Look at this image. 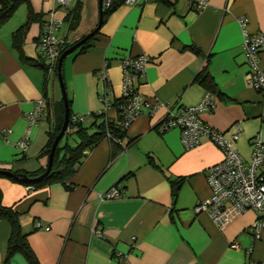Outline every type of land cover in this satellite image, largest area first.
Instances as JSON below:
<instances>
[{
    "label": "crops",
    "instance_id": "0c3cea01",
    "mask_svg": "<svg viewBox=\"0 0 264 264\" xmlns=\"http://www.w3.org/2000/svg\"><path fill=\"white\" fill-rule=\"evenodd\" d=\"M81 1L74 30L67 17L77 2L66 8L57 0H30L22 14L20 6V14L0 29V169H47L45 149L63 98L58 75L49 78L37 66L46 63L40 60L38 43L52 20L62 22L55 34L64 45L97 29L100 0ZM30 9L37 18L22 49L33 62L24 63L13 48V34L26 24ZM243 16L249 34L264 33V0H208L199 13L184 0L122 4L106 17L87 52L64 60L71 112L84 117L83 127L90 134L104 119L115 124L120 119L125 57L149 58L136 88L142 99L163 107L152 113L143 106L122 141L105 138L86 150L66 184L35 189L0 178L2 206L20 214L40 264H264V229L259 241L250 230L257 213L248 211L220 229L207 213L195 211L210 196L205 173L223 160L221 150L207 137L186 149L178 128L164 133L157 129L168 110L200 103L208 89L197 78L207 67L215 84V107L200 114V120L227 135L240 125L235 149L250 161L252 140L264 138V88L254 89L247 82L238 22ZM260 67L264 72V49ZM103 69L109 76L108 104L101 101L108 89L101 79ZM40 100L49 114L29 130L28 114ZM27 133L29 145L23 151L18 144ZM70 138L62 144H71ZM114 188L121 192L119 198L100 199ZM11 232L10 223L0 220V264H29L20 253L7 261ZM233 243L239 247L232 248Z\"/></svg>",
    "mask_w": 264,
    "mask_h": 264
},
{
    "label": "built area",
    "instance_id": "2783aa9c",
    "mask_svg": "<svg viewBox=\"0 0 264 264\" xmlns=\"http://www.w3.org/2000/svg\"><path fill=\"white\" fill-rule=\"evenodd\" d=\"M79 0H57L61 7H70L72 3ZM113 0H103V8L106 10L112 5ZM147 0H125L126 6H137ZM191 10L199 13L207 5L208 0H184ZM239 25L243 32L242 48L246 57L249 69L247 82L254 89L264 88V72L260 67L261 54L264 49V33L256 35L247 31L248 18L240 17ZM62 22L52 20L43 27L39 39L38 49L40 57L46 61L49 78L56 76L60 52L64 46V41L59 39L57 31ZM149 58L140 56L137 58L128 56L121 61L123 71L122 101L120 124L127 129L134 119L139 115L143 106L155 113L163 106L157 102L152 103L142 99L136 85L138 79L144 74ZM101 79L108 86L107 92L102 96L101 101L108 104L107 94L110 92L109 76L106 69L101 71ZM215 107V95L207 91L197 105L181 107L176 110H168L164 119L158 124L157 129L164 133L174 128H178L181 133V142L186 149L197 147L203 137H207L223 153V160L210 167L206 173V181L210 188L209 198L202 200L196 206V213H207L213 222L224 229L238 217L248 211L258 214V218L251 226V234L254 241H259L264 229V138L260 135L252 140V156L250 161L245 162L238 151L235 143L241 136V127L236 125L235 132L229 135L216 131L204 124L200 120V114L212 111ZM49 110L43 100L38 101L34 110L28 114L29 130L37 125L41 119L48 116ZM84 117L74 116V122H83ZM10 130H5L4 134L9 135ZM29 133L19 142L18 146L26 151L29 145ZM121 196L117 189H111L106 194L101 195V200L115 199ZM37 228L41 229V223H37ZM49 230V227L46 228ZM232 248L237 249L239 245L233 243ZM252 251H249L251 254ZM249 264H259L255 261Z\"/></svg>",
    "mask_w": 264,
    "mask_h": 264
},
{
    "label": "trees",
    "instance_id": "16d2710c",
    "mask_svg": "<svg viewBox=\"0 0 264 264\" xmlns=\"http://www.w3.org/2000/svg\"><path fill=\"white\" fill-rule=\"evenodd\" d=\"M124 1L125 0H113L112 5L108 9H106L103 13V22L105 21L106 17L109 14L114 12L120 5L124 4ZM29 3L30 0H0V29L14 16V14L16 13V11L19 9L20 6L24 4L29 5ZM81 11H82V1L79 0L76 3L75 7L72 10H70L67 17V21L70 24L69 26L70 30H74L79 24V21L81 19ZM36 18L37 16L30 9L26 24L13 34V48L18 53L19 59L24 63L33 62L31 59L26 57V54L22 49V43L30 24L35 22ZM97 34H99V30L94 34L93 37L88 39L85 42V44H83L80 48H78L71 56L76 57L87 52L90 49L89 46L90 42L95 38ZM79 41L73 44L64 45L61 49L60 56L67 49L71 48ZM42 59L43 58H41L40 60ZM37 66L42 68L45 71V74L47 75L48 68L46 63L37 64ZM63 69H64V63L62 66V71ZM56 75H58V70L56 71ZM197 80L200 84H202L205 88H207L208 91L212 92L215 95V84L207 67H204V69L198 76ZM68 100H69V106H71V101L70 99ZM122 105H123V101L121 99L118 105L120 113H121ZM73 117L74 115L72 114L70 109L68 130L56 149L53 167L51 172L47 176H45L43 179L37 182L31 181L43 175L46 171V169H44L33 173L11 171L15 174L26 175L28 179H30V181H25L15 177H8L1 174H0V178H8L12 181L22 183L26 186H30L31 188H35V189L44 187L46 185H52L58 183L66 184L77 172L80 164L83 161V158L85 156L84 152L86 150L95 148L105 138H109L114 142H119L126 137V129H124V127L120 124L122 120L121 116L118 123L116 124L104 119L102 122L96 125L97 131L93 134H90L88 132V129L83 127L82 122H74ZM64 120H65V106H64V102L62 101L58 112L57 120L53 128V132H51L50 134L49 143L45 149V155L48 157L51 153V149L55 142L56 137L59 135V133L62 130ZM74 136L77 137V139H79V142L77 143L76 146H72L69 143L64 145L62 144L64 139H66L67 137H74ZM132 142L133 141L130 140L128 144L130 145ZM0 170H5V169H0ZM5 171H10V170H5ZM1 198L2 195L0 192V220L8 221L12 229L11 237L9 240L7 261L9 262L10 259L15 254L20 253L25 256L29 264H40L29 246L28 234L24 233L22 229L20 214L17 211H15L13 208H6L2 206Z\"/></svg>",
    "mask_w": 264,
    "mask_h": 264
},
{
    "label": "water",
    "instance_id": "95a60500",
    "mask_svg": "<svg viewBox=\"0 0 264 264\" xmlns=\"http://www.w3.org/2000/svg\"><path fill=\"white\" fill-rule=\"evenodd\" d=\"M100 23L97 29H95L92 33H90L88 36H86L84 39H82L81 41H79L78 43H76L75 45H73L71 48L67 49L59 58V64H58V80L60 83V87H61V92H62V98H63V102H64V106H65V120H64V124L62 127L61 132L59 133V135L56 137L55 142L52 146L51 149V153L49 155V160H48V165H47V169L45 171V173L43 175H41L40 177L33 179L31 181L37 182L40 181L41 179H43L45 176H47L53 167V162H54V157H55V152L56 149L59 145V143L61 142V140L63 139L64 135L66 134L68 127H69V119H70V106H69V100H68V94H67V90L65 87V83H64V79H63V71H62V66L64 63V60L72 55L78 48H80L83 44H85V42L90 39L91 37L94 36V34L99 30L100 26L102 25L103 22V13L105 11V9L103 8V0H100ZM0 174L4 175V176H8V177H15V178H19L25 181H30V179H28V177L24 174H15L11 171H5V170H0Z\"/></svg>",
    "mask_w": 264,
    "mask_h": 264
},
{
    "label": "rangeland",
    "instance_id": "374dc122",
    "mask_svg": "<svg viewBox=\"0 0 264 264\" xmlns=\"http://www.w3.org/2000/svg\"><path fill=\"white\" fill-rule=\"evenodd\" d=\"M26 8H27V5H23V6H21V9H20V10L18 9V10H19L20 13L22 14V11H24L23 9H26ZM18 10L16 11L17 14L15 13L16 15H19V14H20V13L18 12ZM18 13H19V14H18ZM15 14H14V15H15ZM70 142H71V144H74V145L78 143L77 140H76V138H73V137L70 138Z\"/></svg>",
    "mask_w": 264,
    "mask_h": 264
}]
</instances>
